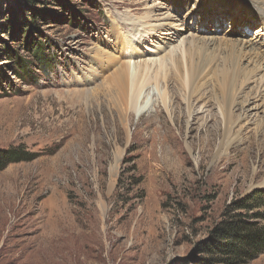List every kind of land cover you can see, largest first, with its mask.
Wrapping results in <instances>:
<instances>
[{
  "label": "rangeland",
  "instance_id": "rangeland-1",
  "mask_svg": "<svg viewBox=\"0 0 264 264\" xmlns=\"http://www.w3.org/2000/svg\"><path fill=\"white\" fill-rule=\"evenodd\" d=\"M259 2L0 0V148L32 154L0 170V264H205L199 244L264 190V54L244 50L227 112L208 79L178 100L159 80L136 119L108 79L192 39L215 64L264 43Z\"/></svg>",
  "mask_w": 264,
  "mask_h": 264
},
{
  "label": "bare ground",
  "instance_id": "bare-ground-1",
  "mask_svg": "<svg viewBox=\"0 0 264 264\" xmlns=\"http://www.w3.org/2000/svg\"><path fill=\"white\" fill-rule=\"evenodd\" d=\"M263 4L264 0H260L257 5ZM258 32L264 33L263 27H258ZM256 38L257 36L252 37V41L248 42L249 44L247 42L241 44L242 41L238 42L241 47H238L237 43L236 45L230 44V51L221 55V62L217 64H215V60L219 57L220 51L218 52L217 49H215L217 52L211 51L209 43L204 39L189 40L187 45H179V47L171 49L163 57L153 60L154 62L148 61L145 64L135 63L134 65H131L130 62L121 64L113 77L108 79L110 92L116 95L118 100L116 104L119 105V108L124 109H121V113L125 111L126 114L130 110L132 115L138 119L146 111V105H142L140 101L141 93L146 87L152 84L158 86L159 80L167 82L169 80V84H172V95L178 100L179 90H184L185 97L187 95L188 98H192L199 88L206 85V82L200 83V80L208 79L207 82L211 81V89L213 91L218 90L217 101L222 104L227 112L236 103L234 93L239 79L246 77V75L242 76L244 71L240 64L241 57L245 55L244 50L249 48L247 49L248 55L251 54L255 57H258L260 53L264 54L261 48L264 43L258 44V39L253 41ZM171 76L172 81L170 80ZM203 95L201 94L200 98ZM225 120L229 122L227 116ZM174 124L180 127L179 119L175 120ZM228 134L229 131L225 124L222 131L216 130L211 133V137L208 135L207 140L200 138L201 143L206 141L208 145H213L217 137L226 138V142H229ZM172 139L175 141L178 140V137L176 136V139L172 137Z\"/></svg>",
  "mask_w": 264,
  "mask_h": 264
},
{
  "label": "trees",
  "instance_id": "trees-1",
  "mask_svg": "<svg viewBox=\"0 0 264 264\" xmlns=\"http://www.w3.org/2000/svg\"><path fill=\"white\" fill-rule=\"evenodd\" d=\"M31 156L22 145L0 148V170L29 161ZM233 206L237 212L222 219L212 236L199 244L206 254L205 264H244L264 253V224L260 221L264 219V190L251 191L234 201Z\"/></svg>",
  "mask_w": 264,
  "mask_h": 264
}]
</instances>
